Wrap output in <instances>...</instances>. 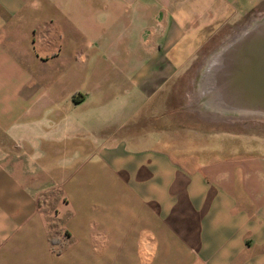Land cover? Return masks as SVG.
<instances>
[{"label": "crops", "instance_id": "0c3cea01", "mask_svg": "<svg viewBox=\"0 0 264 264\" xmlns=\"http://www.w3.org/2000/svg\"><path fill=\"white\" fill-rule=\"evenodd\" d=\"M236 2L0 0V264H264L259 139L179 150L177 110L125 101Z\"/></svg>", "mask_w": 264, "mask_h": 264}, {"label": "rangeland", "instance_id": "374dc122", "mask_svg": "<svg viewBox=\"0 0 264 264\" xmlns=\"http://www.w3.org/2000/svg\"><path fill=\"white\" fill-rule=\"evenodd\" d=\"M236 1L234 6L237 7L241 16L236 25H231L228 22V25L222 28L212 40H210L209 32L202 33V31H197L195 35L188 38L192 42L194 41L193 44H188L190 45L187 48L188 50L173 52L174 57L176 56L177 59L187 57L190 61H194L195 64L189 68H181L179 75L174 79L175 83L173 85L166 84L162 86L160 91L155 93L152 98L142 97L140 100L125 99L129 106H138L141 103L147 104V111L154 109L158 116L165 113L170 107L174 112L177 110V114L175 113L172 119L175 123L178 122L180 126L178 138L181 146L179 150H186L187 140L204 144L203 141L210 138L211 145L218 144V140L223 144L227 142L228 144H233L239 135L259 139V143L264 145V121L240 120L217 115L204 108L202 101L196 99L197 83L201 76L203 65L212 52L220 48L223 43L235 35L242 27L248 25L253 19L264 16V0ZM179 47L182 48L185 45H180ZM150 82L148 86H152ZM109 87L112 90H118V88H113L112 84L107 85L103 90H107ZM130 91L134 92L135 88L131 87ZM170 91L175 93L173 99L167 97ZM113 105V99L107 102L101 100L99 103L100 109H108ZM139 120L143 119L139 118ZM176 132L174 130V135ZM131 149L138 150L141 148L133 147ZM255 150L263 151L259 148H255ZM231 153L232 151L226 152L228 155Z\"/></svg>", "mask_w": 264, "mask_h": 264}, {"label": "water", "instance_id": "95a60500", "mask_svg": "<svg viewBox=\"0 0 264 264\" xmlns=\"http://www.w3.org/2000/svg\"><path fill=\"white\" fill-rule=\"evenodd\" d=\"M196 99L217 115L264 121V16L212 52L198 80Z\"/></svg>", "mask_w": 264, "mask_h": 264}]
</instances>
